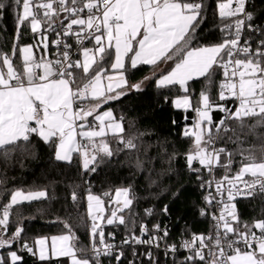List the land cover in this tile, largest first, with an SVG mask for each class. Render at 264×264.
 Segmentation results:
<instances>
[{
	"label": "snow or ice",
	"instance_id": "6c2138e0",
	"mask_svg": "<svg viewBox=\"0 0 264 264\" xmlns=\"http://www.w3.org/2000/svg\"><path fill=\"white\" fill-rule=\"evenodd\" d=\"M249 2L217 0L215 14L222 38L218 43L201 46H193V41L206 20L204 0H12L8 5L0 2V11L15 8L16 20L11 54L0 53V158L7 161L14 152L28 151L32 137H38L54 147L57 161L71 163L73 153H78L83 157V169L95 172V165L114 155L109 135L124 148L137 149L138 136L125 139L122 135L123 117L118 119L112 110L99 109L130 90H141L143 82L129 84L124 74L128 68L150 65L155 70L171 61L159 73L156 84L159 88L178 86L184 95L173 101L174 106L196 113L193 128L183 133L194 138V147L186 156L189 170L200 172V168L193 167L194 162L210 175L218 167L226 170L219 180L201 182V187L209 190L215 184L216 195L209 191L206 204L215 201L221 207L218 215L211 213L212 232L193 233L183 240L181 247L189 255L182 264H264V219L241 223L233 203L237 197L264 195V28L255 25L253 13L247 10ZM22 29L29 30L34 38L39 36L38 45L19 46ZM257 32L260 36L254 42L251 35ZM49 34L56 36L51 43L58 55L55 60L43 55L37 58L38 47L47 52ZM68 38L74 40V45ZM14 58L21 61L22 70L14 65ZM108 65L115 75L108 74ZM221 70L218 100L234 98L238 102L234 110L226 103L213 101L210 95L209 89ZM200 78L207 84L194 103L189 94L190 82ZM213 110L224 116L214 121ZM252 137L257 143L245 147ZM218 141L235 147H217ZM236 157H240V168L230 177L227 172ZM137 167L142 169L143 161L137 159ZM246 176L251 179H245ZM131 193L130 186L117 188L114 197L105 192L111 208L105 216L104 199L88 191L89 256V249L78 246L72 225L66 221L62 222L64 234L37 238L32 244L23 239L22 227L8 235L14 208L49 198L47 190L11 191L0 211V250H4L0 252V264H21L23 257L12 250L17 243L21 250L40 261L67 257L71 264H102L103 257H111L120 264L124 251L106 241L99 221L125 225L127 210V223L134 229ZM71 199L78 200L75 191ZM163 211H168L167 206ZM145 212L152 215V209ZM201 215H209V210L201 209ZM160 231L158 224L152 232L141 224L139 236L131 230L121 243L159 248L161 240L168 236L167 229L163 230V237L156 235ZM146 235L148 239H143ZM166 248L168 252L177 251L175 244H166ZM132 251L133 256L138 255L135 247ZM144 255L150 264H155L150 251Z\"/></svg>",
	"mask_w": 264,
	"mask_h": 264
},
{
	"label": "trees",
	"instance_id": "16d2710c",
	"mask_svg": "<svg viewBox=\"0 0 264 264\" xmlns=\"http://www.w3.org/2000/svg\"><path fill=\"white\" fill-rule=\"evenodd\" d=\"M0 2L8 5L12 0ZM216 2L217 0H204L206 20L193 41V46L215 44L222 38L218 31L220 21L215 14ZM249 11L254 15L255 25L264 28V0H251ZM15 29V8L6 7L0 11V53L11 54L15 42ZM259 36V32L252 34L251 40L257 42ZM49 39L50 55L53 47L51 34ZM38 43V36L34 38L29 30H21L19 46ZM41 55L45 58L47 56L42 47H38L36 56L39 58ZM13 63L19 68L22 66L19 59L14 58ZM170 64L171 61L161 64L155 70L150 65H138L135 70L128 68L125 75L129 84L143 82L141 90H130L127 95L109 100L100 108L101 110L111 108L118 118L123 117L125 131L122 135L125 139L138 136L137 149L124 148L116 138L109 135L107 139L114 155L95 165V172L85 171L83 161L78 155L74 156L71 163L57 161L54 147L38 137H32L28 151L14 152L7 161L0 158V180H3V183H0V211L2 205L10 199L11 191L15 189L47 190L49 195L48 199L25 203L14 208L10 216L8 235L14 232L16 227H22L23 239L32 244L39 237L64 234L66 229L62 222L66 221L72 225L73 232L78 238V246L90 249L91 221L87 215L86 198L88 191L100 195L105 200L109 215L111 211L109 198L103 194L111 191L114 196L117 188L129 186L134 197L132 209L135 228L132 229V225L127 223V210L125 225L118 224L115 229L113 224H104L107 233H115L114 241L118 248L124 251L120 264H129L133 260L135 264H150L144 255L149 247L144 244L130 246L121 243L130 235L131 230L139 236L141 224L146 225L150 232L157 224L161 227L168 226L169 233L165 241L168 245L179 243L180 239L188 238L193 233L207 235L212 232L213 223L209 215H201V209L210 208L205 201L209 189L201 187L202 180H208L210 174L201 168L198 162H194L193 167L200 168L199 173L189 170L186 161L187 154L194 147V138L185 137L183 133L186 129L193 128L196 113L191 109H178L174 106L173 101L184 95L178 86L159 88L156 84L159 73L166 70ZM107 67L108 72L112 71L110 65ZM146 77L149 79H145ZM222 80L221 70L217 72L215 83L209 91L213 101L224 104L226 101L218 100L219 83ZM206 84L204 78L190 82L189 94L193 97L194 103ZM212 116L214 121H218L222 118V112L213 110ZM248 122L254 123V120ZM230 123L235 126V121ZM255 143L257 141L252 137L249 144L244 146L248 147ZM216 146L227 147L230 150L235 147L222 141H218ZM137 159L143 161L142 169L137 167ZM239 168L240 157H236L227 175L233 177ZM214 174L222 178L226 170L218 167L214 169ZM74 191L78 196L76 202L71 199ZM165 206L168 209L166 213L163 211ZM238 207L241 223L251 224L264 219V195L257 194L240 200ZM146 209H152V215H147ZM133 247L138 253L137 256H133ZM12 250L18 251L23 257L21 264H70L67 257L40 261L37 256L21 250L19 243L14 244ZM150 252L155 264H182L186 256L183 250H179L173 258L164 257L160 251ZM88 255L91 256V253L88 252ZM102 264L117 262L111 257H103Z\"/></svg>",
	"mask_w": 264,
	"mask_h": 264
},
{
	"label": "built area",
	"instance_id": "2783aa9c",
	"mask_svg": "<svg viewBox=\"0 0 264 264\" xmlns=\"http://www.w3.org/2000/svg\"><path fill=\"white\" fill-rule=\"evenodd\" d=\"M250 4H251V0H250V2H249V5L247 6V10H248V11H249V9H250ZM257 26L259 27V25H257ZM51 35H52V39H53V40L56 39L55 34H51ZM248 35H249V34H248L247 31H246V32H245V38H248ZM68 40H69L70 43H73V45H74L75 42H74L73 39L68 38ZM87 46L91 47L92 45H91V44H88ZM253 47H255V43L253 44ZM73 52H75V46L73 47ZM57 55H58V49L53 45V47H52V51H51V53H50L48 59L55 60L56 57H57ZM76 58H77V57L74 55V56H73V59H76ZM225 103L227 104V106H228L229 108H232L233 110H234L235 106L238 104V102H237L234 98H230V99H228ZM223 116H224V113H222V117H223ZM213 178H214L215 180H219V179H221V178H218V177L215 176L214 171H213V173L209 176V179H213ZM245 179H249V180H250L251 177H245ZM209 191H211V192L213 193V195H216V192H215V184H213L212 189L209 190ZM108 192L111 193V191H108ZM113 197H114V196H113ZM216 198H217V200L220 199L219 196H217ZM246 198H249V197H237V198L233 201V203H235V205H236V212H237V214H238L239 217H240V210H239V207H238V202H239L240 200H244V199H246ZM224 199L227 200V192H226V191H225V193H224ZM209 206H210V208L208 209V210H209V218H210V220L212 221V223H213V227H214V221H213V219H212L211 213L214 212V213H216V214L218 215V214H219V211H220V207H221V205L217 204V203L214 201L213 204H212V205H209ZM254 222H255V221H254ZM254 222H253V223H254ZM251 224H252V223H251ZM106 225H107V224H106ZM113 225L115 226V229H117L118 223H114ZM102 227H103V230H104V232H105V239H106V241L109 242V243H113V244L117 245L116 242L114 241L115 233H114V232H109V233H107V232H106V229H105V226L102 225ZM160 229H161V231H160L159 233H156V235L163 237V230H164V229H167V230H168V233H169V228H168V226H163V227L160 226ZM167 237H168V236H167ZM167 237H164L163 240H161V243H160V247H159V248H156V247H150L148 244H144L145 246L149 247V250H147V251H151V250H153V251H154V250H156V251H160V252L164 255V257H168V256H169L170 258H173V257L177 254V252H178L179 250H183V251H185L186 256L189 255V253L181 247L182 242H183V240H184L185 238H184V239H180V240H179V243H178V242L175 243V245L177 246V251H176V252H174V253H172V252H168V250H167V248H166V243H165ZM145 239H148V236H146ZM173 244H174V243H173ZM167 245H168V244H167ZM169 245H171V244L169 243ZM90 248H91V246H90ZM89 253H91L90 250H89ZM156 264H157V263H156Z\"/></svg>",
	"mask_w": 264,
	"mask_h": 264
},
{
	"label": "rangeland",
	"instance_id": "374dc122",
	"mask_svg": "<svg viewBox=\"0 0 264 264\" xmlns=\"http://www.w3.org/2000/svg\"><path fill=\"white\" fill-rule=\"evenodd\" d=\"M39 37V36H38ZM27 45H29V44H27ZM25 46V45H24ZM49 47H50V39H49ZM49 52H50V50H49V48H48V50H47V52H46V55H47V57L49 56ZM108 74H110V75H115L116 73L112 70V71H110V72H108ZM125 74V73H124ZM126 76V75H125ZM105 83H106V81H105ZM212 114V113H211ZM115 196V195H114ZM105 201V200H104ZM87 205H88V202H87ZM104 207H105V216H107V206H106V202H105V205H104ZM99 223H101V225H104V224H106V222L105 221H99ZM43 237H47V236H43ZM39 238H41V237H39ZM49 239H50V237H48ZM90 250V249H89ZM19 254V253H18ZM69 262H70V264H71V261H70V259H69Z\"/></svg>",
	"mask_w": 264,
	"mask_h": 264
},
{
	"label": "crops",
	"instance_id": "0c3cea01",
	"mask_svg": "<svg viewBox=\"0 0 264 264\" xmlns=\"http://www.w3.org/2000/svg\"><path fill=\"white\" fill-rule=\"evenodd\" d=\"M46 59H48V57L46 56ZM127 63V62H126ZM21 68V70H22V66L20 67ZM112 70V69H111ZM112 110L111 108H105V109H99V111L100 112H103V111H105V110ZM113 111V113H114V115L117 117V115L115 114V112H114V110H112ZM118 118V117H117ZM119 119V118H118ZM89 121H92V117H89ZM79 156L81 159H82V161H83V157L80 155V154H78V153H73V155H72V159L74 158V156ZM65 162H68V161H65ZM51 238V237H50Z\"/></svg>",
	"mask_w": 264,
	"mask_h": 264
}]
</instances>
